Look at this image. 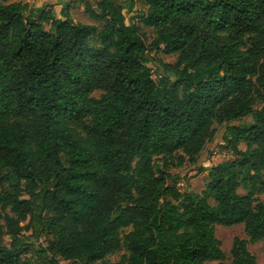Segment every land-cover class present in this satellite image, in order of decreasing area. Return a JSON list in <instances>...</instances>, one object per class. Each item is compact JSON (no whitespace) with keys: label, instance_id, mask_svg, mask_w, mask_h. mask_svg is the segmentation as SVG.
<instances>
[{"label":"trees","instance_id":"1","mask_svg":"<svg viewBox=\"0 0 264 264\" xmlns=\"http://www.w3.org/2000/svg\"><path fill=\"white\" fill-rule=\"evenodd\" d=\"M70 3L59 18L0 0V264H257L240 237L226 262L215 225L264 239V202L238 192H264V0H142L152 47L174 63L127 21L137 0L85 1L101 27ZM215 122L235 158L182 192L169 166L196 163ZM30 214L47 246L21 236Z\"/></svg>","mask_w":264,"mask_h":264},{"label":"rangeland","instance_id":"2","mask_svg":"<svg viewBox=\"0 0 264 264\" xmlns=\"http://www.w3.org/2000/svg\"><path fill=\"white\" fill-rule=\"evenodd\" d=\"M22 2H28L30 7H45L47 10L49 8L53 9L54 14L62 18V7L65 2L72 1L68 6V12L72 19L75 22L81 23H90L96 24L101 27L102 24L98 21H95L90 17L85 9V1H89L93 7H96L97 0H16ZM147 12V7L143 5L142 0H137V3L132 9H125L124 14L126 15L127 21L136 23L140 26L141 32L146 38V43L148 45V54L154 58L155 62L158 63V60H163L165 62L174 63L177 60V54H166L162 51H158L152 47L153 39L156 37L155 31L152 27L147 26L143 22L145 13ZM46 28L49 29L50 25L45 24ZM162 48V46H161ZM153 66V77L158 79V66L151 63ZM101 94L100 90L94 92L95 97H99ZM256 108L263 106L262 103L256 102L254 105ZM244 119L241 121H234L235 124L244 123L248 121ZM214 134L210 140H208L204 149L201 151L196 163L186 162L181 166L170 165L169 169L171 172L180 176V181L176 184L180 191H189L195 193H202L206 190L207 184L209 182L208 171L199 169L202 167H210L212 165L218 164L224 160L235 158L234 153L229 148L226 142V127L224 123L215 122L214 125ZM241 149L247 148V143L239 144ZM161 163V161H159ZM169 183H172V180H169ZM240 194H247L251 192L254 198L257 201L264 202V192L261 190V183L258 181L255 184L247 183L241 185L238 188ZM28 197V196H27ZM209 202L213 205L216 204L213 198H209ZM10 215H15L10 209L6 210ZM4 223V221H2ZM30 223V229H23L21 236L28 239L31 242H34L38 246H47V238L49 237L45 231H42L40 220L34 217L33 214L28 215L27 219L21 222L22 225L26 226ZM215 234L216 237L221 242V247L226 253V262L232 260L231 256V247L232 242L235 237H240L247 241V247L251 254L254 255L257 264H264V239L261 240H251L250 236L247 235L244 229V224L239 223L231 226H225L216 224L215 225ZM11 241V236L7 233V228H5V233L3 236V243L9 245ZM126 252L125 248H122L120 251L107 257L108 261L113 263L120 260L121 256ZM32 261L37 260V254L35 252L28 255ZM61 264H66L65 261H61ZM217 261H207L204 264H215Z\"/></svg>","mask_w":264,"mask_h":264},{"label":"crops","instance_id":"3","mask_svg":"<svg viewBox=\"0 0 264 264\" xmlns=\"http://www.w3.org/2000/svg\"><path fill=\"white\" fill-rule=\"evenodd\" d=\"M242 143H244V142H242ZM241 144V143H240Z\"/></svg>","mask_w":264,"mask_h":264}]
</instances>
